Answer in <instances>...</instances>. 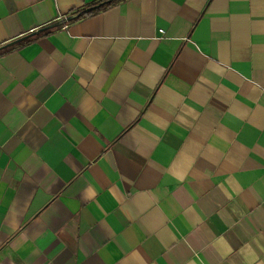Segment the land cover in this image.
I'll return each instance as SVG.
<instances>
[{"label":"crops","instance_id":"1","mask_svg":"<svg viewBox=\"0 0 264 264\" xmlns=\"http://www.w3.org/2000/svg\"><path fill=\"white\" fill-rule=\"evenodd\" d=\"M96 0H0V46ZM0 53V264H264V0H120Z\"/></svg>","mask_w":264,"mask_h":264},{"label":"trees","instance_id":"2","mask_svg":"<svg viewBox=\"0 0 264 264\" xmlns=\"http://www.w3.org/2000/svg\"><path fill=\"white\" fill-rule=\"evenodd\" d=\"M118 1H120V0H96V1H94L93 3H91V5H88V6H86V7H90V6H93V5H98L97 7L92 8V9H90V10H88V11H83V9L86 8V7L77 8V9L72 10L70 13H71V14L79 13V15L75 18V19H78V18H81V17L87 16V15H90V14H92V13L98 11V10L104 9V8L110 6V5H112V4H114V3L118 2ZM37 34H38V33H37ZM37 34H35V35H37ZM29 39H30V36H29V37H26V38H24V39H22L21 42H26V41H28ZM5 47H6V46H5ZM5 47L0 48V53H1L2 51H4V48H5Z\"/></svg>","mask_w":264,"mask_h":264},{"label":"water","instance_id":"3","mask_svg":"<svg viewBox=\"0 0 264 264\" xmlns=\"http://www.w3.org/2000/svg\"><path fill=\"white\" fill-rule=\"evenodd\" d=\"M97 6H98V5H93V6H90V7H86V8L83 9V11H88V10H90V9H92V8L97 7ZM78 15H79V13L66 15V16H64V17H62V18L56 20V21L53 22V23H50V24L44 25V26H42V27H39L38 29H36V30H34V31H31L30 33H28V34H26V35H23V36H21V37H18V38H16V39H14L13 41H11V42H9V43H6V44H4V45H1L0 48L5 47V46H8V45H10V44H13V43H15V42H18V41H20V40H22V39H24V38H26V37H29V36L35 35V34H37V33L40 32V31H43V30H46V29H49V28L55 27V26L60 25V24H62V23H64V22H66V21H70V20H72V19H75Z\"/></svg>","mask_w":264,"mask_h":264}]
</instances>
